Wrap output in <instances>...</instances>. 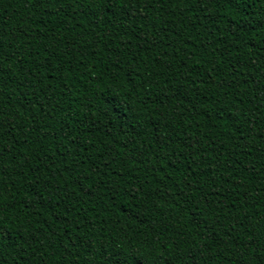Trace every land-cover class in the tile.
Masks as SVG:
<instances>
[{
	"label": "trees",
	"instance_id": "obj_1",
	"mask_svg": "<svg viewBox=\"0 0 264 264\" xmlns=\"http://www.w3.org/2000/svg\"><path fill=\"white\" fill-rule=\"evenodd\" d=\"M37 2L0 0V264H113L117 245L162 252L152 264H193L195 248L197 264H252L264 0L235 19L216 0ZM133 113L151 119L128 144Z\"/></svg>",
	"mask_w": 264,
	"mask_h": 264
},
{
	"label": "snow or ice",
	"instance_id": "obj_2",
	"mask_svg": "<svg viewBox=\"0 0 264 264\" xmlns=\"http://www.w3.org/2000/svg\"><path fill=\"white\" fill-rule=\"evenodd\" d=\"M43 2V0H38L37 7L40 6V3ZM118 3H122V0H117ZM216 3L218 7H223L226 4H232L233 7L229 8L228 10L230 12L235 13L234 19L239 16L238 9L243 7V9L246 11L248 9V4L244 3V0H216ZM94 14V13H93ZM259 18L264 21V14H260ZM249 24H251V21H248ZM233 29L235 33L238 35L240 33L241 25L239 23H236L233 26ZM264 30V25L261 26V29H257V31ZM247 35V33H245ZM256 32H252V36H255ZM49 67L50 71L53 73H59L61 71L60 66H54L52 65V62L49 61ZM0 77H2V73H0ZM63 78V77H61ZM138 86L133 83L132 85V95L134 96L136 94L135 89ZM70 91V90H69ZM122 100L124 103H130L128 96H123ZM113 103L117 104L118 107H124V103H121L120 101H117L113 98ZM125 111H130V109L125 108ZM0 119H2V116H0ZM150 119H146L144 116L136 115L135 113L132 114L131 120L129 123H132L134 126L130 131H127L125 135L128 137L127 143L128 144H135L136 138L141 135L142 131L147 130V126L150 123ZM237 122L241 117L237 116L235 117ZM137 128L141 129V132L136 131ZM0 152H3V148H0ZM194 163L196 161H193ZM3 172L0 171V180H2ZM83 181H86L90 179V174L85 175L82 178H80ZM87 187H91V185H87ZM23 207H30L22 205ZM7 216L6 206L4 203V198L2 195H0V246L3 245V243H6L7 237H8V229L12 227L10 221L6 220L5 217ZM250 246L251 251L254 253L252 257V264H264V236L259 238V242L257 241V238L255 236L250 237ZM24 247H28V245L25 243ZM187 250H185L186 252ZM116 258L113 260V264H152L153 261H158L164 258V254L162 252H156L155 255H148L145 252L140 251L139 248L137 249H131L127 247H122L120 245L115 246L114 253L112 254ZM197 256H200V260H203V255L200 253L198 248H195L192 252V262L193 264H197ZM182 261L183 258H186L184 255V252L181 253ZM110 259L112 256L109 257ZM244 259H248V257H244ZM182 264V262H181Z\"/></svg>",
	"mask_w": 264,
	"mask_h": 264
}]
</instances>
